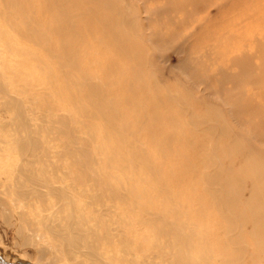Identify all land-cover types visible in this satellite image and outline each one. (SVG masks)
Wrapping results in <instances>:
<instances>
[{
    "label": "rangeland",
    "instance_id": "1",
    "mask_svg": "<svg viewBox=\"0 0 264 264\" xmlns=\"http://www.w3.org/2000/svg\"><path fill=\"white\" fill-rule=\"evenodd\" d=\"M116 2L123 3L124 13L133 11L137 15L138 26L136 31H133L135 34L132 32L128 36L125 30L121 29L122 38L125 39L115 42L110 36L102 33L101 26L93 24L94 33L84 41V48L78 58L79 66L70 73L79 77L88 75L90 82L100 87L105 98L104 104L111 107L112 112L104 116L97 114L89 99L94 96L88 98L84 86L69 84L61 88L63 92L53 93L52 102L59 105L58 114L66 113L71 121L73 119L80 122L78 125L82 131L79 129L75 134L80 135L82 139L70 142L68 147L86 144L84 142L90 137L88 134H91V143L88 147L94 150L96 156L98 152L96 150H123L112 151L110 159L100 157L98 162L103 166L111 164L107 172L122 175L118 176L119 180L127 181L129 186L136 185L140 190L149 187L147 199L142 201V198L133 197L138 196L135 192V195L129 194V200L139 199L141 203L150 205L152 210L158 212L173 205L181 211L191 212L175 222L179 226V220L185 219L188 224H193L196 229L194 231L206 232H203L205 235L201 234L198 237L196 236L200 234L195 232L198 240L194 237L193 241L191 239L190 243L193 245L185 252L186 256L191 258L194 256L193 260L201 261L200 257L204 260L211 252L212 259L216 260L217 264L219 262L264 264V255L257 251L255 245L258 242L257 246L264 248L261 244L264 243V239H256L250 232L255 228V224L257 226L260 222L254 221L249 211L250 207L261 208L264 212V202L253 198L249 207L243 205L245 199L249 198L248 192L253 188L254 181L258 183L256 186L260 192H264V0H116ZM92 6L94 4L87 2L78 7L77 12ZM0 9L5 11L2 5ZM6 23L0 22V32H3L0 34V69L1 64L6 63L9 70L0 72L2 75L7 74L4 81L5 85L8 84L9 96L22 100V106L29 103L31 98L43 102L39 96L46 93L45 84L42 83L46 74L42 68H35L34 64L22 68L21 71L29 80L38 81L39 86L29 94L20 92L23 90L21 86L23 87L25 76L19 79L15 75L18 74L15 72L17 70L15 66L27 60V53H12L5 50L3 45L9 42L19 48L30 49L32 44L28 39L26 41L24 37L21 38L22 36L11 32L9 24ZM77 42L71 40L70 43L73 46ZM93 44L102 50L95 49ZM119 47L127 50L122 53L118 51ZM38 51V56L41 57V51ZM46 59L49 61V70L53 71L54 83L60 86L59 81L63 77L61 72L54 69V62ZM138 59L141 60L140 63ZM145 59L147 61H144ZM140 70H143V74L138 77ZM67 71L69 70L66 69L65 72ZM10 85L11 87H8ZM16 89L19 92H16ZM2 96L1 93L0 98ZM168 96H172L171 99H168ZM0 100L2 101V98ZM11 113L1 111L0 106V123L9 122L12 115L14 116ZM115 117V123L119 128L128 124L123 138L108 125ZM187 121H191L193 126ZM208 125L214 127L208 128ZM16 131L11 128L10 131H0V150H7L0 159L2 166H0V264L84 263L81 262L84 259L76 257L78 255L71 260L65 256L63 251L70 247L66 246V243L59 245L51 240L46 231L32 230L27 220L35 224L39 217L37 215L45 212L38 202L24 204L14 198L15 167L28 158L30 150H48L47 140L52 141L51 136L47 138L43 133H39L42 144L31 148L29 141L22 144L18 140L19 135L26 133ZM67 134L69 133L58 136L60 141L70 139V135ZM54 141L58 142V138ZM137 149L146 152L148 158L153 160L154 170L157 171L159 179L155 180L140 171L139 166H132L126 161L129 157L127 150ZM236 149L237 151H234ZM21 150H24V154L20 153ZM223 153L225 155H222ZM216 168L222 171L221 177L219 181H212L213 183L208 185L203 176L214 174ZM6 169L11 173L5 171ZM256 170L257 173H254ZM223 178L229 182L226 186L222 184ZM161 185L164 193L158 192V188H162ZM221 186L224 191L230 190L229 194L240 200L236 204L233 199L228 204L221 203L220 206L215 204L207 189L216 191L220 190ZM165 194H170L173 199L165 198ZM103 201L105 205L120 207V212L127 209V202H120L117 198ZM51 205L46 214H51L57 206H61L64 208L62 213L67 215L71 211L75 216V210H72L66 201H52ZM130 211V215L134 211L139 213L138 208ZM197 211L202 212L201 216L192 215ZM21 213L26 216V221L21 218ZM85 215L87 217V213ZM227 217L232 221L229 222ZM105 218L110 222L117 217L110 214ZM182 228L184 233L189 231L186 230L189 228ZM150 229L152 226L138 230ZM101 231L99 229L100 233ZM236 235L241 237L245 253L234 241ZM152 239L153 236L149 243ZM205 239L207 246L203 243ZM102 246L105 249L111 246L108 251L117 254L118 249L126 247L125 244L120 245L116 242ZM72 249L77 254V248ZM134 257L126 255L120 263L112 264H130ZM137 259L139 256H136L134 261Z\"/></svg>",
    "mask_w": 264,
    "mask_h": 264
},
{
    "label": "bare ground",
    "instance_id": "2",
    "mask_svg": "<svg viewBox=\"0 0 264 264\" xmlns=\"http://www.w3.org/2000/svg\"><path fill=\"white\" fill-rule=\"evenodd\" d=\"M87 2L94 4V6L87 7L85 10L77 12V8L82 4H86ZM122 4L123 3L116 2V0H0V6L2 5L5 8V11H1L0 9V22H7L9 24L8 26L10 27V30H12L11 32H13L15 35L22 36L21 38L24 37L23 39H26V41L28 39L32 44V48L30 49L22 47L19 48L13 44L11 45L9 42L3 45L5 50L12 53H27V60L24 62L21 61V63H18L15 66V68L17 67L15 72H18V74L15 75L18 78L25 76L24 83H22L23 87L21 86L23 90L21 89L20 92L29 94V92L36 90V88L39 86L38 81L28 79L27 75L21 71L22 68H28V65L34 64L35 68H42L41 70H44L46 74L43 82L40 81V83L42 82L45 84L46 89V93L39 96L43 99V102L34 101V99L31 98L29 103L22 106V100L19 101L17 98H12V96H9V90H7L8 84L5 85L6 82L4 81V77L7 74L5 73L2 75L0 72V92L3 95L1 97L2 101L0 100L1 111L5 113L12 112L11 114H14V116L12 115L9 122L4 124L0 123V131H10L11 128L12 130H17L21 134L22 132H25L26 135H19L20 138H18V140L22 144H24L26 141H29L31 143V148L42 144V140L38 136L39 133H43V135L47 136V138L48 136H51L52 140L51 142L47 140L46 149L48 150H30L28 158L25 159L22 164H18V166L15 165L16 167L14 171L16 172V175L13 177L14 198L19 200V202H23L24 204H30L31 201H34L35 203L38 202L42 206L40 208H42L45 212L42 213V215H37L39 217L35 224L31 222V220H27L30 222L29 226L33 228L32 230L34 231H46L47 235L49 234V236L52 238L51 240L59 245H61L63 242L66 243L65 245L70 246L71 249L68 247L63 251L65 256L69 257L71 260V258H75V255H78L76 257H79V259H84V261L81 260V262H84L82 264L120 263L126 255H134L135 257L139 256V259L135 261L134 257L133 261L129 262L130 264H217L215 263L216 260L212 259L211 252H207L208 254L204 260L202 257H200L201 261L193 260L192 258L194 256L191 258L190 256L185 255V252H188L190 249L189 247H192L193 245L190 243L193 241L192 238L201 236V234L205 235L203 232H206L203 231L202 233H198V231H194L196 229L192 226L193 224H188L185 222V219L179 220V226L177 222H175L176 220L188 215V213L191 212L183 210L181 211L176 205H173L166 210L164 209L162 212H158L152 210L150 205H144V203H141L139 199L132 198V200H129V194L135 195V192L138 193V196L133 197H139L140 199L142 198V201L143 199H147L146 194H148L149 187H145L144 189L142 188L143 190L141 189V192L138 186H129L127 181L123 182L122 180H119V177L122 175L111 172L108 173V167H111V164L110 166L106 164L104 167L98 162L100 157H107V159H110V152L112 151L115 152L123 150H96L98 151L96 156L94 154V150H90L88 147L91 143V134H88L90 137L86 138L84 142L86 144L71 148L68 147L70 142H74L77 139H82L80 135L75 134L80 129V122L79 120L75 121L73 119L71 121L70 116H68L66 113L58 114L59 105L57 102H55V104L52 102L54 99L53 95L55 92H63V89L61 90V88H64L65 85L68 86L70 84L71 86H84L87 91L85 95H87L88 98L91 95L94 96V98L89 99L91 102L90 104L94 106L97 114L104 116L108 114V112H112L113 109L106 103L104 104L105 98L100 87L93 82H90L88 75L79 77L70 73L72 70H76L79 66L78 58L81 55V50L84 48V41L86 38L88 39V36H91L94 33V29H92L93 24L101 26L100 29L102 33L110 36L115 42L125 39L122 38L123 32L120 31L121 29L125 30L128 36H130L133 31H136L138 26L137 15L133 11L124 13ZM2 33L3 32H0V34ZM4 33L6 34V32ZM71 40H76L78 42L72 46V43H70ZM94 48L98 49L99 47H95L94 45ZM38 50L41 51V57L45 56V58L43 57V60L38 56ZM126 50V48H118V51L122 53ZM124 56L129 57L130 55L124 54ZM46 58L54 62V69L61 72L63 77L61 79L58 78V80L60 79V86L54 83L55 78H53V71L49 70V61H47ZM139 59L138 62L140 63L141 60ZM244 59L247 60L246 57ZM144 61L147 60L145 59ZM1 66L2 67L0 71H5L7 69L9 70V66H7L6 63H2ZM85 67L84 69H86ZM66 69L69 71L65 72ZM142 71L143 70H140V73L138 72V77H141L143 74ZM8 87H11V85ZM18 88L20 87L18 86ZM16 92L19 91L16 89ZM6 94L7 96H5ZM80 95L82 94L80 93ZM171 97L172 96H168V99H171ZM72 101L74 102V100ZM79 104L81 105V103ZM187 111L185 114H187ZM192 114L190 113V115ZM115 119L116 117L113 118L114 121H110L108 125L112 130L115 131V133L118 134V136L123 138L124 134L126 133V126H128V124H124L121 128H119L118 124L115 123ZM189 122L188 123L192 125V122ZM198 123H200V125L202 124V122ZM203 125L205 124L203 123ZM209 126L211 125H208L207 127L209 128ZM212 126L210 128H212ZM66 133H69L67 135H70V139L60 141L61 139H59L58 136H63ZM57 138L58 142L54 141V139ZM5 151L7 150H0V159L3 157ZM234 151H237V149ZM20 153L24 154V150H21ZM127 153L129 154V157L126 160L128 163L135 167L139 166L140 171L146 175H150L155 180L159 179V177H157V171L154 170L155 166L153 165V160L148 158L146 152L137 149L127 150ZM222 155L225 154L223 153ZM4 168H6V165ZM216 169L214 171L215 173L212 175L204 174L203 177L208 182V185L213 183L212 181H219L222 171H220L219 168ZM5 171L8 173L10 172L7 169ZM254 173H257V170L256 172L254 171ZM222 180V184L224 186L229 183L224 178ZM161 181L163 182L162 179ZM257 184L256 181H254L253 188H251L248 192L249 198L245 199L243 205H250L252 202L251 199L253 200V198L264 202V192H260L261 190L257 188ZM222 187L223 186H221L220 190L216 191L207 189V193L211 196V199L215 204L218 206H220L221 203L228 204L232 201V199L236 204V202L240 200H237L236 197L231 196V194H229L231 192L230 190L224 191L225 189ZM160 191L163 192V186L162 188H158L159 193ZM178 192H181V190H178ZM164 196L169 200L173 199L170 194H165ZM115 198H117L120 202H127V209L125 211L123 210L124 212L119 211L120 207H116L109 203V205L104 204V199L110 201ZM80 200H83L84 202L80 203ZM52 201H66L68 205H70V208L75 210V216L71 214L70 210V212L68 211L70 214L66 215L65 213H62L64 208L61 206H57V209H55V206L53 208L55 209L54 212H51V214H46L52 207ZM96 205L98 207H96ZM134 208H138L139 213H134V211L132 212L133 214L130 215V210ZM217 209L219 208L217 207ZM249 211L250 217L252 215V219H254V221L258 220L260 222V224H257V226L255 224V228L250 232L253 233V237L256 239H264V212L261 211V208L251 209L250 207ZM218 212L220 213L219 210ZM85 213H87V217ZM240 213L244 214L243 212ZM110 214H115L117 218L107 222L105 216ZM201 214V211H197L192 215L201 216ZM21 218L26 221V216L22 213ZM244 218H246V216L243 217V219ZM227 220L229 222L232 221L229 220V218ZM127 226H131V228H128ZM145 226H152V229L144 231L138 230H143ZM182 227L189 228L186 229L189 231L184 233V229ZM99 229L102 230L101 233L99 232ZM195 232L200 235L195 234ZM151 236H153V239L151 240L152 242L149 243ZM235 238L234 241L238 243L237 245L240 246V250L245 253L246 249L245 246L243 247L241 237L237 236V238ZM200 239H202V237ZM114 242L120 245L125 244L126 247L130 245V247H122L118 249L119 253L117 254L108 251L111 246L106 249L104 246H102H109ZM197 242L195 241V243ZM203 243L206 245V239L203 240ZM257 243L258 242L255 244L257 251L264 255V248H259ZM261 244L264 245V243ZM74 247L77 248V254L72 249ZM195 251L193 253H195ZM201 256L203 255L201 254Z\"/></svg>",
    "mask_w": 264,
    "mask_h": 264
}]
</instances>
